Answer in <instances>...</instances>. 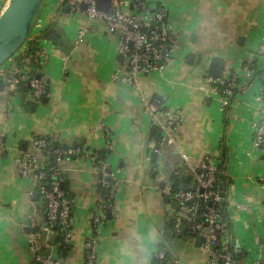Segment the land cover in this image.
Instances as JSON below:
<instances>
[{"label": "crops", "instance_id": "obj_1", "mask_svg": "<svg viewBox=\"0 0 264 264\" xmlns=\"http://www.w3.org/2000/svg\"><path fill=\"white\" fill-rule=\"evenodd\" d=\"M161 1L168 8L178 47L163 71L139 77L140 86L135 88L111 80L119 58L116 38L103 23L66 13L60 0H44L37 18L42 35L56 24L70 49L65 56L51 49L42 71L47 81L45 103H33L23 94L9 100L5 88L0 93V264H34L29 244L44 225L43 202L34 200L36 193L30 196L33 183L20 178L14 161L39 137L75 151L58 163L73 200L70 245L60 248L57 239L53 249L61 264H87L85 244L94 235V264H155L158 250L165 251L173 264H210L201 247L194 246L190 231L186 240L168 228L176 212L164 197L170 192L166 175L177 169L190 183L192 173L180 155H186L193 167L206 156L219 166L222 146L227 155L222 172L228 184L225 221L233 245L237 241L243 254L240 264L254 261L258 243L264 240V157L252 146V126L264 117L263 85L255 77L264 70V0ZM82 28L88 34L75 48L74 36ZM215 56L224 60L221 77L237 78L226 110L206 77ZM145 101L183 115L174 145L160 148L156 165L152 148L161 131L150 125ZM108 145L106 162L116 187L110 217L95 232L92 217L101 196L90 157ZM161 182L166 183L164 191ZM167 229L170 237L165 236ZM48 241L41 237L37 244L48 252Z\"/></svg>", "mask_w": 264, "mask_h": 264}, {"label": "built area", "instance_id": "obj_2", "mask_svg": "<svg viewBox=\"0 0 264 264\" xmlns=\"http://www.w3.org/2000/svg\"><path fill=\"white\" fill-rule=\"evenodd\" d=\"M60 1L63 8L68 7L70 12L103 23L107 33L116 38L117 56L122 60L111 75L112 82L138 88L139 77L159 73L172 62L173 52L178 47L177 38L168 23V8L161 0H109L106 12L99 9L101 0ZM8 3L9 0H0V15ZM37 22L36 20L23 46L0 68V86L7 89L9 100L23 94L31 102L40 103L46 96L47 81L42 71L48 65L53 47L47 43L51 47L49 48L45 44ZM87 34V28L79 29L73 46L77 48L84 43ZM29 42H34L30 48ZM262 50L264 51V46ZM212 81L215 93L221 97L222 108L226 110L232 102V91L237 78L232 76L226 79L220 76ZM218 87H222V90ZM260 97L264 105V86ZM144 106L150 116V125L161 131L157 141L159 150L152 148V154L157 155L160 148L174 145L183 115L180 110L162 109L155 102L145 101ZM252 129L253 149L264 157V117L255 122ZM45 149L44 138L35 140L32 142L31 150L22 152L14 164L20 178L33 183L34 190L30 196L36 193L45 204L44 225L35 230L33 241L29 244L34 264H61L59 257L53 253L54 247L48 254L38 246L37 241L41 237L49 240V237L55 234L57 237L64 236L60 248H67L70 245L69 219L73 200L67 199L62 189L64 176L58 163L61 155L70 156L75 151L55 150L52 155H56V160L49 164L43 155ZM90 159L98 172V185L102 191L101 202L92 217V226L97 232L99 225L106 221L111 210L116 182L106 160L98 159L95 155H91ZM180 159L192 173V179L187 186L188 192H177L173 195L167 193L180 206L177 212L179 218L173 227L174 234L179 236L181 225L192 222L193 227L189 231L193 239L197 236L202 238L200 247L208 255L209 263L234 264L233 243L224 236L225 222L222 221L225 219L228 194L223 196L218 191L219 171L216 159L206 156L198 167H193L186 155H180ZM173 173L175 176L181 175L177 169ZM29 225L36 229L33 220H30ZM96 247L97 238L94 235L85 244L87 264L96 262ZM154 260L158 264H173L170 259L167 260L166 252L162 250L155 252ZM252 264H264V240L258 243V252Z\"/></svg>", "mask_w": 264, "mask_h": 264}, {"label": "water", "instance_id": "obj_3", "mask_svg": "<svg viewBox=\"0 0 264 264\" xmlns=\"http://www.w3.org/2000/svg\"><path fill=\"white\" fill-rule=\"evenodd\" d=\"M44 0H9L8 6L0 15V68L23 46L25 41L27 40L38 16L40 10L42 8ZM109 7V0H101L99 3V9L103 12H106ZM85 10V6L83 7ZM66 13H70V9L65 8ZM43 39L54 47L57 51L62 52L67 55L70 49V43L63 39V33L60 32L56 28V24H54L49 30L43 33ZM122 59L119 58V61ZM189 61H192V57L189 58ZM224 70V60L220 57L211 58L207 70L206 77L210 80L218 79ZM38 78V76H37ZM4 87L0 86V93L3 92ZM23 100V99H22ZM45 101H42V104ZM160 137V133H158L157 138ZM25 146H22V150L24 151ZM156 149L159 150V147L156 146ZM74 157V156H73ZM152 163L156 165V156L152 157ZM218 178H221V174L218 175ZM166 180L169 181L168 186L173 187L172 175H166ZM181 184L178 186V192H188L189 188L186 186L189 183V177L186 175L180 176ZM166 187L165 182H161L160 190L164 191ZM168 198L166 200L170 209L179 212V203L171 200L170 196L166 195ZM38 199V196L35 195V201ZM107 217H110L109 215ZM190 217V215H188ZM225 222V219L222 220ZM176 223V218H171L168 221V228H173ZM193 227V223H183L180 228L179 238L184 237L186 240L190 239L188 235L189 229ZM167 229L165 231V236L170 237L171 231ZM224 236L227 240L230 238V232L226 230L224 232ZM63 235L57 237L55 234L49 237V247L48 254L51 253L52 248L55 246L57 239L62 240ZM202 243V238L197 236L194 239V246L200 248ZM234 248L237 253H241L239 249L238 242L235 241ZM58 249L56 253H58ZM61 256H64L62 252Z\"/></svg>", "mask_w": 264, "mask_h": 264}, {"label": "trees", "instance_id": "obj_4", "mask_svg": "<svg viewBox=\"0 0 264 264\" xmlns=\"http://www.w3.org/2000/svg\"><path fill=\"white\" fill-rule=\"evenodd\" d=\"M33 43L34 42H29V48L33 45ZM255 77H257L259 80H260V82L262 83V85L264 86V70H262V71H259V72H257L256 74H255ZM220 90H222V87H218ZM234 92H235V90H233L232 91V95L234 94ZM233 97V96H232ZM263 100H264V97H263ZM156 133H157V130L155 129V128H153L152 129V131H151V137L152 138H155V136H156ZM42 138H44L45 140H46V149H45V152H44V156H45V159H46V161H47V163H49V164H51L53 161H55L56 160V155H52V152L53 151H55V150H60V151H65V150H67V149H69V148H67V147H63V146H59V145H55V144H51L50 143V141H49V138H46V137H39V138H35V140H40V139H42ZM34 140V141H35ZM222 142H223V140H222ZM109 146V145H108ZM222 149H223V151H222V154H223V156L220 158V163H219V166H218V175L219 174H221V178L219 179L218 178V191L223 195V196H226V194H227V186H228V184L226 183V181H225V179H224V176L222 175V172L224 171V170H226V167H227V165H226V162H227V155H226V152H225V149H224V146H222ZM49 151V152H48ZM110 152V149H109V147L108 148H106V150H104L103 152H101V153H96V154H94L95 156H97L98 157V159H102V160H106L107 159V154ZM67 156H65V155H61V158L59 159V161H61V160H63L64 158H66ZM225 165V166H224ZM181 176V175H180ZM180 176H175V175H173L172 174V182H173V187H170V193H171V195H173V194H175V193H177L178 191H177V188H178V186L181 184V182H180ZM191 181V180H190ZM62 189H63V191L66 193V198L67 199H72V197H71V194L67 191V189H66V187H65V184H64V182H63V186H62ZM99 192H100V194L102 195V191H101V189L99 188ZM165 197V200H167V196H164ZM39 199L41 198L40 196L38 197ZM42 199V198H41ZM112 201H113V199H112ZM43 202V201H42ZM43 211L45 212V204L43 203ZM71 210H72V208H71ZM225 216H226V214H225ZM70 217H71V213H70ZM57 229H58V227H57ZM226 230H228L229 232H231L230 231V227H229V225L226 223V221H225V231ZM230 239V241L232 240L233 241V239L232 238H229ZM231 241V242H232ZM60 242H63V239L62 240H60ZM233 243V242H232ZM233 247V253H234V255H233V261H234V264H240L241 263V260H242V258H243V254H240V253H237L236 252V250H235V248H234V245L232 246ZM166 256H167V260L169 259V257H168V254L166 253ZM154 262H155V264H158L155 260H154Z\"/></svg>", "mask_w": 264, "mask_h": 264}, {"label": "rangeland", "instance_id": "obj_5", "mask_svg": "<svg viewBox=\"0 0 264 264\" xmlns=\"http://www.w3.org/2000/svg\"><path fill=\"white\" fill-rule=\"evenodd\" d=\"M49 1V0H48ZM78 17V16H77ZM77 17L76 16H74V15H72V18L74 19V20H77ZM92 23H94V22H97V21H95V20H92L91 21ZM76 23H78V21H76ZM33 31H35V30H33ZM33 31H32V33H33ZM31 33V34H32ZM67 35V34H66ZM68 36V35H67ZM75 37V36H74ZM45 44L47 45V47H49V48H51L46 42H45ZM8 63V61L4 64V65H6ZM175 216H176V219L177 218H179V215H178V213H175Z\"/></svg>", "mask_w": 264, "mask_h": 264}]
</instances>
